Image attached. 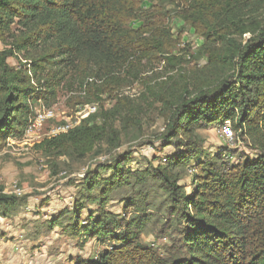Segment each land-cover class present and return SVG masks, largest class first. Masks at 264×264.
Instances as JSON below:
<instances>
[{
	"label": "trees",
	"instance_id": "16d2710c",
	"mask_svg": "<svg viewBox=\"0 0 264 264\" xmlns=\"http://www.w3.org/2000/svg\"><path fill=\"white\" fill-rule=\"evenodd\" d=\"M166 4L202 37L193 57L202 65L184 70L183 57L170 54L173 34L154 21ZM0 44V145L24 135L38 95L54 100L59 89L84 91L92 104L105 90L141 83L160 105L159 139L175 151L154 167L132 169V151H119L140 125L141 109L126 97L37 144L74 160L109 149L110 159L84 174L73 208L44 224L82 235V245L114 243L76 264H264V0H0ZM19 54L28 67L9 65ZM156 62L164 78L143 76ZM226 122L253 155L231 163L224 151L204 150L198 132ZM116 196L120 213L109 209ZM21 200L0 190V213L14 216ZM150 224L162 246L142 241Z\"/></svg>",
	"mask_w": 264,
	"mask_h": 264
},
{
	"label": "rangeland",
	"instance_id": "374dc122",
	"mask_svg": "<svg viewBox=\"0 0 264 264\" xmlns=\"http://www.w3.org/2000/svg\"><path fill=\"white\" fill-rule=\"evenodd\" d=\"M156 9L158 12L154 21L166 24L173 34L174 46L170 49V54L183 57L184 70L202 65V59H193L203 43L202 37L192 26L183 25L173 19L172 6L166 4ZM149 12H153V9ZM135 25L137 23L133 24ZM16 56L17 59H8L10 66L18 69L20 65H27L28 62L20 54ZM153 65L154 69L143 76L164 78L163 63L156 62ZM32 84L42 92L36 83ZM144 92V86L135 83L117 91L105 90L100 95L101 102L84 104V91L69 92L63 88L57 90L54 100H45L40 94L37 100L30 103L32 114L24 135L21 138L10 136L0 145V190L5 195L22 198L21 206L15 210L14 216L0 213V264H76L79 260L94 258L97 253L114 245L111 241L97 239H91L82 245V235L72 237L70 230L65 232L57 227L47 231L44 227L46 222L62 210L73 208L75 198L80 195L79 187L84 174L93 169L97 162L110 159L107 145L102 144L95 150L100 155L92 153L82 160L54 154L47 156L36 146L45 138L55 136L57 131L79 125L90 115L87 111L90 105L95 106L98 112L101 108L113 107L116 98L126 97L134 108L141 109L140 125L138 128L131 125L128 135H122L123 145L119 151H132L129 166L132 169H145L149 163L153 167L164 163V159L175 150L159 139L165 126L164 118L160 115V105H153ZM49 113L52 116L49 117ZM198 135L203 141L202 147L210 156L224 151L225 160L232 163L246 154L253 155L248 143L237 138L225 141L221 134V125L201 130ZM193 174V168L188 167L179 182L186 191L190 190ZM104 176H110V173L106 172ZM71 181L74 184H69ZM119 197H114L110 203L109 209L113 212L120 213ZM90 209L94 208L89 207L88 210ZM86 218L87 210H84L81 214L83 224ZM152 227L150 224L142 241L154 245V248L162 246L166 241H154Z\"/></svg>",
	"mask_w": 264,
	"mask_h": 264
},
{
	"label": "built area",
	"instance_id": "2783aa9c",
	"mask_svg": "<svg viewBox=\"0 0 264 264\" xmlns=\"http://www.w3.org/2000/svg\"><path fill=\"white\" fill-rule=\"evenodd\" d=\"M87 111H88V114H93L96 112V107L93 106V105H90L88 108H87ZM40 118V117H39ZM35 126V124H34ZM71 129V128H70ZM69 128L66 127V129H63L62 131H57V134L59 133H63V132H66L68 131ZM55 134V136L57 135ZM221 134L223 136V139L225 141H231L234 137H233V131H232V128L230 126V124L228 122L224 123L223 125H221Z\"/></svg>",
	"mask_w": 264,
	"mask_h": 264
},
{
	"label": "bare ground",
	"instance_id": "6f19581e",
	"mask_svg": "<svg viewBox=\"0 0 264 264\" xmlns=\"http://www.w3.org/2000/svg\"><path fill=\"white\" fill-rule=\"evenodd\" d=\"M48 116L50 117V116H52V114H51V113H49V115H48ZM28 127H29V129H30V127H31V126L29 125Z\"/></svg>",
	"mask_w": 264,
	"mask_h": 264
}]
</instances>
